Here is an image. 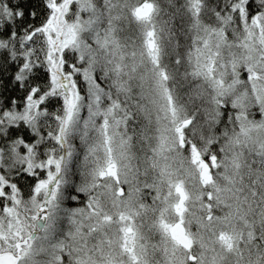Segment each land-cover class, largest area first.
Segmentation results:
<instances>
[{"label": "snow or ice", "instance_id": "1", "mask_svg": "<svg viewBox=\"0 0 264 264\" xmlns=\"http://www.w3.org/2000/svg\"><path fill=\"white\" fill-rule=\"evenodd\" d=\"M0 264H264V0H0Z\"/></svg>", "mask_w": 264, "mask_h": 264}]
</instances>
